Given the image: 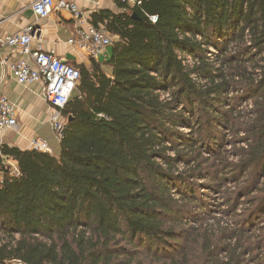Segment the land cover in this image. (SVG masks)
Returning a JSON list of instances; mask_svg holds the SVG:
<instances>
[{"label": "trees", "instance_id": "obj_1", "mask_svg": "<svg viewBox=\"0 0 264 264\" xmlns=\"http://www.w3.org/2000/svg\"><path fill=\"white\" fill-rule=\"evenodd\" d=\"M112 1L58 147H0V264H264V0ZM199 181L237 186L234 226L204 225Z\"/></svg>", "mask_w": 264, "mask_h": 264}, {"label": "crops", "instance_id": "obj_2", "mask_svg": "<svg viewBox=\"0 0 264 264\" xmlns=\"http://www.w3.org/2000/svg\"><path fill=\"white\" fill-rule=\"evenodd\" d=\"M35 1L37 0H0V59L6 58L7 64L17 61L20 58L19 53L4 46L3 42L6 37L21 32L29 25H35L40 28L41 35L40 43L31 44L32 51L39 47L43 51H52L60 61L74 68L80 65L89 68L91 61L103 68V64L111 56V47L93 59L85 51L70 46L68 42L78 38L72 15L68 11H53L47 18L37 20L31 10ZM65 1L74 3L90 22L91 15L99 11L120 12L112 0ZM0 93L12 105L17 122L15 129L4 132L2 144L20 150H32V142L37 140L45 142L52 153L58 147L59 137L55 135L50 124L51 107L45 100L43 84H17L11 79L8 66L0 65ZM8 164L15 166L11 162Z\"/></svg>", "mask_w": 264, "mask_h": 264}, {"label": "built area", "instance_id": "obj_3", "mask_svg": "<svg viewBox=\"0 0 264 264\" xmlns=\"http://www.w3.org/2000/svg\"><path fill=\"white\" fill-rule=\"evenodd\" d=\"M130 6L135 0H123ZM31 10L37 20L47 18L53 11H68L74 20L77 39L68 42L79 51H85L96 59L105 49L110 48L112 36L103 28L95 27L90 19L77 6L65 0H37L31 5ZM152 22L156 18H151ZM41 30L38 26L29 25L21 32L6 37L3 45L15 49L20 58L7 64L6 58L0 59V65H7L10 77L17 84L30 85L41 82L44 86V97L51 107L50 124L53 132L59 138L64 128L61 110L71 98L79 79V72L72 66L63 64L52 51H43L40 47L32 51L33 42L40 43ZM17 126L14 109L10 102L0 93V147L5 131ZM32 150L51 153L45 142L33 141ZM1 157V153H0Z\"/></svg>", "mask_w": 264, "mask_h": 264}, {"label": "rangeland", "instance_id": "obj_4", "mask_svg": "<svg viewBox=\"0 0 264 264\" xmlns=\"http://www.w3.org/2000/svg\"><path fill=\"white\" fill-rule=\"evenodd\" d=\"M216 55L217 53L213 49H209L208 53L203 54V56H205L208 59V61L215 66V68H218L217 62H216ZM179 57H181L185 66L191 67L194 64L192 62L193 60L191 59L192 57L190 58L187 54H179ZM247 106L248 104L245 107H242L241 109L244 110ZM222 132L223 134H225V145H224V148L222 149L223 152L225 151L224 157L229 163H232V164L237 163L238 159L235 158L236 154L234 151H236V149H238L239 147L240 148L242 147V146L237 145V142L240 140L237 141L234 135H232L230 130L228 131L223 130ZM238 137L240 139L241 137H243L241 132H239ZM234 146H235V150H234ZM180 169L182 168L180 167ZM228 169L230 171L228 173L231 174L232 168H228ZM198 183H201V185L203 184V186H201L199 190V193H201L200 202H201V206L203 207V210L200 212L199 217L205 218L204 219L205 221H203L204 225L205 224L215 225L218 222L222 227L234 226V222L236 221L235 216L241 213L242 210L245 208V206L240 204L238 206L237 213L234 215L230 214V212L228 213V209H227L228 207L225 204L226 203L225 197H226L227 192L233 191V189H236L237 186L232 183H228L226 184V186H224L222 183V187H221L222 189H218L219 191H214L215 189H213L212 187L210 188L207 187L208 184L206 185L202 181H199ZM257 223L259 226H263L264 218H261V220H259ZM198 225L195 224L194 226L196 227Z\"/></svg>", "mask_w": 264, "mask_h": 264}, {"label": "water", "instance_id": "obj_5", "mask_svg": "<svg viewBox=\"0 0 264 264\" xmlns=\"http://www.w3.org/2000/svg\"><path fill=\"white\" fill-rule=\"evenodd\" d=\"M62 62V61H61ZM63 63V62H62ZM64 64V63H63ZM20 264V263H19Z\"/></svg>", "mask_w": 264, "mask_h": 264}]
</instances>
